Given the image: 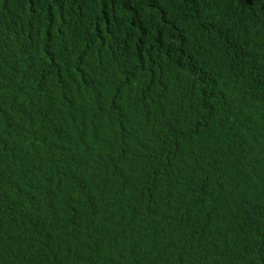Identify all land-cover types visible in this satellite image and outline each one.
<instances>
[{"label": "trees", "instance_id": "16d2710c", "mask_svg": "<svg viewBox=\"0 0 264 264\" xmlns=\"http://www.w3.org/2000/svg\"><path fill=\"white\" fill-rule=\"evenodd\" d=\"M0 264H264V0H0Z\"/></svg>", "mask_w": 264, "mask_h": 264}]
</instances>
